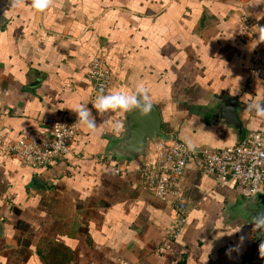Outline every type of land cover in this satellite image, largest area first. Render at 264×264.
<instances>
[{
  "label": "crops",
  "instance_id": "0c3cea01",
  "mask_svg": "<svg viewBox=\"0 0 264 264\" xmlns=\"http://www.w3.org/2000/svg\"><path fill=\"white\" fill-rule=\"evenodd\" d=\"M244 16L264 26V2L53 0L37 12L0 0V141L43 140L48 119L76 121L71 108L92 107L89 67L99 57L114 74L111 91L143 81L164 135L192 150L264 133L245 110L264 99V82L252 78L256 44L242 34ZM232 101L241 130L226 115ZM130 112L93 109L99 134L76 125L73 152L50 168L0 156V264L252 263L259 232L245 218L248 192L193 166L182 179L187 223L177 241L165 239L172 220L142 187L145 155L110 153Z\"/></svg>",
  "mask_w": 264,
  "mask_h": 264
},
{
  "label": "built area",
  "instance_id": "2783aa9c",
  "mask_svg": "<svg viewBox=\"0 0 264 264\" xmlns=\"http://www.w3.org/2000/svg\"><path fill=\"white\" fill-rule=\"evenodd\" d=\"M256 25L252 16H244L241 21L242 34L255 44ZM88 77L92 83L91 102L101 89L108 93L114 85V74L101 57L91 62ZM252 78L264 82V47L261 44L255 47ZM74 123L69 119H48L43 140L0 141V156L17 160L24 168H50L73 152L79 137ZM169 137L168 141H158L148 147L139 170L142 187L160 200L170 213L172 223L165 232L167 241H177L187 223L189 208L184 199L182 179L191 166L198 173L214 178L218 184L229 182L240 186L249 197L264 195V133H248L236 146L222 150H189L174 136ZM262 239L264 237L257 241L251 264H264L258 247ZM159 252L163 253L164 249Z\"/></svg>",
  "mask_w": 264,
  "mask_h": 264
},
{
  "label": "clouds",
  "instance_id": "9594fccd",
  "mask_svg": "<svg viewBox=\"0 0 264 264\" xmlns=\"http://www.w3.org/2000/svg\"><path fill=\"white\" fill-rule=\"evenodd\" d=\"M52 2L53 0H10V6L12 8H20L27 4L31 9L37 12H43ZM261 2H264V0H261ZM256 28L257 43L255 47L259 44H264V26L256 25ZM91 105L92 107L89 108L88 103L82 102L70 109L76 115L74 124L82 126L90 134H99V124L96 119L97 114H103L109 111H136L143 116L149 114L153 108L149 88L143 81L137 82L133 91L120 89L105 93L104 90L101 89L95 100L91 102ZM93 109L96 115L93 114ZM245 110L253 113L255 117L264 120V99L246 104ZM186 143L189 150L194 148L191 141H187ZM252 219L253 230L264 231V211L255 213ZM244 239H246V237H240L241 242ZM234 247H239V244ZM258 247L260 256L264 257V239L260 241Z\"/></svg>",
  "mask_w": 264,
  "mask_h": 264
},
{
  "label": "water",
  "instance_id": "95a60500",
  "mask_svg": "<svg viewBox=\"0 0 264 264\" xmlns=\"http://www.w3.org/2000/svg\"><path fill=\"white\" fill-rule=\"evenodd\" d=\"M228 118L241 130L237 119L234 101L225 108ZM127 129L123 136L113 144L110 149L111 155L117 161L134 160L145 155L150 142L168 141L169 136L162 132V118L157 107L153 106L147 115L131 111L127 117ZM259 211H264V195L257 194L248 198L244 208L247 223L252 226L253 216ZM259 238L264 237V231H258Z\"/></svg>",
  "mask_w": 264,
  "mask_h": 264
}]
</instances>
